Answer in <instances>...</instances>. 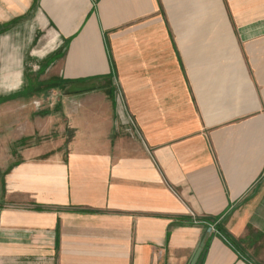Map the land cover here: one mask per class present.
Masks as SVG:
<instances>
[{
	"label": "crops",
	"instance_id": "0c3cea01",
	"mask_svg": "<svg viewBox=\"0 0 264 264\" xmlns=\"http://www.w3.org/2000/svg\"><path fill=\"white\" fill-rule=\"evenodd\" d=\"M0 139V264H264V0H0Z\"/></svg>",
	"mask_w": 264,
	"mask_h": 264
},
{
	"label": "rangeland",
	"instance_id": "374dc122",
	"mask_svg": "<svg viewBox=\"0 0 264 264\" xmlns=\"http://www.w3.org/2000/svg\"><path fill=\"white\" fill-rule=\"evenodd\" d=\"M43 84L44 83H42V85ZM46 84H44L43 86H44V88L47 89L50 86H55V81L48 80ZM58 86H66V85H62V84H59L58 83ZM68 86H70V85H68ZM60 94H56L55 91H48V92L46 91V93H43L41 95V98L44 99V100H52V99H56L58 96H60ZM36 98H38V96ZM35 141H38V140H35ZM0 143H1L0 148L2 150L1 151L2 153L0 154V167H1V169H0V185L2 186V184L4 182V176H5V173H6V170H4L3 168H5V166H7L8 162L10 161L9 160L10 159V157H9L10 156L9 155L10 151L9 150L14 145L17 146V147H19L22 144H21V141L20 140L19 141L17 140V143L14 144L11 141L9 142V140H7V139H0Z\"/></svg>",
	"mask_w": 264,
	"mask_h": 264
},
{
	"label": "trees",
	"instance_id": "16d2710c",
	"mask_svg": "<svg viewBox=\"0 0 264 264\" xmlns=\"http://www.w3.org/2000/svg\"><path fill=\"white\" fill-rule=\"evenodd\" d=\"M35 86H37L36 82L34 81V79H31V82H30L29 86L26 87L27 94L28 95H32L33 93H35V91H37L35 89ZM206 221L208 222V225L209 226H210V224L214 225V227L224 236V238L227 241H229L231 244H233L235 247H236V245H238L240 243V241L236 240L234 237H232L227 232V230H226V228L224 226L223 220H221V221H217V220H206Z\"/></svg>",
	"mask_w": 264,
	"mask_h": 264
},
{
	"label": "water",
	"instance_id": "95a60500",
	"mask_svg": "<svg viewBox=\"0 0 264 264\" xmlns=\"http://www.w3.org/2000/svg\"><path fill=\"white\" fill-rule=\"evenodd\" d=\"M211 231H212V228L209 227V228L207 229V232L205 233V235H204L203 238L201 239V241H200L198 247L196 248V250H195V252H194V254H193V256H192V258H191V260H190V262H189V264H196V263H197V260H198L200 254H201V251H202L203 247H204L205 244H206V241H207V239H208V237H209V233H210Z\"/></svg>",
	"mask_w": 264,
	"mask_h": 264
}]
</instances>
